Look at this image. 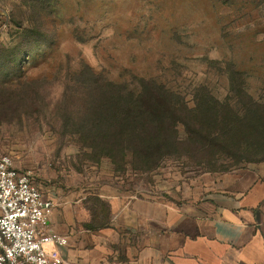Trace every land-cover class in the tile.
<instances>
[{
	"label": "rangeland",
	"instance_id": "374dc122",
	"mask_svg": "<svg viewBox=\"0 0 264 264\" xmlns=\"http://www.w3.org/2000/svg\"><path fill=\"white\" fill-rule=\"evenodd\" d=\"M102 75L132 88L135 75L159 77L191 106L205 85L235 107L243 79L264 102V0H0V154L43 187L85 192L99 215V192L199 195L227 171L264 162V146L213 159L185 140L158 167L117 168L85 142L87 88Z\"/></svg>",
	"mask_w": 264,
	"mask_h": 264
},
{
	"label": "crops",
	"instance_id": "0c3cea01",
	"mask_svg": "<svg viewBox=\"0 0 264 264\" xmlns=\"http://www.w3.org/2000/svg\"><path fill=\"white\" fill-rule=\"evenodd\" d=\"M207 185L181 197L153 186L99 192L98 215L85 192L41 184L55 203L52 228L69 237L55 252L67 264H264V162Z\"/></svg>",
	"mask_w": 264,
	"mask_h": 264
},
{
	"label": "trees",
	"instance_id": "16d2710c",
	"mask_svg": "<svg viewBox=\"0 0 264 264\" xmlns=\"http://www.w3.org/2000/svg\"><path fill=\"white\" fill-rule=\"evenodd\" d=\"M133 83L132 88L102 75L87 88L91 116L85 124L87 138H92L85 142L117 168L158 167L185 140L202 152L211 151L213 159H245L249 149L264 146V102L247 94L243 79L235 107L230 97L221 100L205 85L195 92L191 106L159 77L135 75Z\"/></svg>",
	"mask_w": 264,
	"mask_h": 264
},
{
	"label": "built area",
	"instance_id": "2783aa9c",
	"mask_svg": "<svg viewBox=\"0 0 264 264\" xmlns=\"http://www.w3.org/2000/svg\"><path fill=\"white\" fill-rule=\"evenodd\" d=\"M54 208L32 172L0 154V264H67L55 252L69 237L52 228Z\"/></svg>",
	"mask_w": 264,
	"mask_h": 264
}]
</instances>
